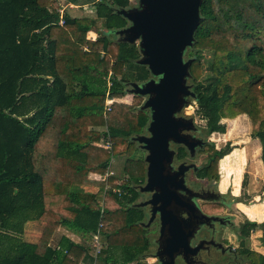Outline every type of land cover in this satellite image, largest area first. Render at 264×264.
<instances>
[{
	"label": "trees",
	"instance_id": "obj_1",
	"mask_svg": "<svg viewBox=\"0 0 264 264\" xmlns=\"http://www.w3.org/2000/svg\"><path fill=\"white\" fill-rule=\"evenodd\" d=\"M62 6H90L103 30L86 38L94 22ZM131 7L129 0H0V264H132L151 246L136 206L145 163L133 140L150 117L139 96L131 105L107 104L151 77L137 63L138 45L115 40L128 25L118 11ZM186 51L204 134H223L221 120L246 116L264 169V0H202ZM229 152L213 144L201 151L208 164L198 177L217 181L218 161ZM132 155L133 171L124 168L120 178L113 159ZM86 186L98 190L83 192ZM33 221L44 225L38 242L20 241ZM60 228L78 241L62 235L52 245ZM238 230L240 243L260 231L264 248V220ZM240 245L230 264H264L263 254Z\"/></svg>",
	"mask_w": 264,
	"mask_h": 264
},
{
	"label": "water",
	"instance_id": "obj_2",
	"mask_svg": "<svg viewBox=\"0 0 264 264\" xmlns=\"http://www.w3.org/2000/svg\"><path fill=\"white\" fill-rule=\"evenodd\" d=\"M135 1L136 7L118 11L128 25L116 35L121 42H138L140 58L137 63L147 67L151 76L157 78L141 85H129L130 94L146 97L141 109L148 110L150 117L146 129L149 136L140 135L133 140L147 152L144 160L146 181L139 192L150 193L152 198L136 206L152 208V216L146 225L142 224L145 227L154 220V213L158 214L159 242L165 236L161 255L166 257L164 262L158 257L159 264H175L177 257L180 264H189V257L198 249L190 248L192 233L182 227L181 219L174 214V209L187 207L175 193L188 192L180 176L189 167L179 165L175 172L171 171L174 153L169 150V142L184 145L191 151L194 145L182 135L191 121L178 115L195 97L187 84L191 60H184V53L192 47L202 0Z\"/></svg>",
	"mask_w": 264,
	"mask_h": 264
},
{
	"label": "rangeland",
	"instance_id": "obj_3",
	"mask_svg": "<svg viewBox=\"0 0 264 264\" xmlns=\"http://www.w3.org/2000/svg\"><path fill=\"white\" fill-rule=\"evenodd\" d=\"M129 2L132 6L131 8L136 7L137 1L129 0ZM61 10H64V12L69 16L87 18L94 22L91 32L89 31L86 35V38H89L90 40H94L96 38L97 30H103V21L95 18L94 10L90 6H67L66 8L62 6ZM117 39L118 38H115V40ZM135 44L138 45V42ZM185 54H187V51ZM187 59L188 57L185 55L184 60ZM202 68L203 72H205L206 65L203 61ZM150 79L155 81L157 80V78L153 76H151ZM187 84L192 88V84L189 83V81H187ZM129 89L130 87L126 88L125 96L118 98L114 97V102L131 105L134 100V96L130 94L128 91ZM140 98L142 101L141 103L143 104L146 97ZM106 109L108 111L109 107L106 106ZM132 111L136 114V110ZM145 111L148 113V110ZM183 112L191 114L197 124H200L204 128V123L200 122L201 119H199V116L197 115L196 107L193 102H189V104L184 107ZM221 124L224 125L223 134L212 133L209 136H205L208 138L210 143L213 144L215 150L223 149L226 145H229L230 148V152L218 161V180L210 181L212 182L213 189L217 190V192L221 194L224 201L221 205H209L206 206V208L209 213H216L217 211L219 213L221 212L220 214L229 221L230 225L222 228L217 227V230L219 229L221 244L226 248H230L232 253L223 255L216 250H212V257L210 256L211 258L208 257L209 259L207 260L206 258H203L202 261L205 262V264H230L233 260H236L234 254L241 248V243L243 247L256 252H262L264 254V248L260 243V231H250L249 236L246 239H243L241 243L238 238V228H240L244 223L247 221L261 223L264 220V169L260 161V146L257 140L250 138V123L246 116H238L232 120L223 119L221 120ZM100 145L101 147L105 146L104 144ZM135 146L137 147V143ZM136 155L137 156L134 158L135 161L139 159L140 154L137 153ZM204 158L205 155L201 153L196 159L190 160V162L198 167ZM130 162H133V155L115 158L113 159L112 171L117 173L120 178H127L123 169L126 168L129 172L133 171V163ZM243 181L246 182L245 188L242 187ZM81 188L83 192L91 193L97 192L98 190L96 186H86ZM138 195L139 197L137 202L144 198L142 193H139ZM107 205L114 207V202L108 199ZM145 217L146 215L144 212V219ZM43 226L44 225L39 222H28L24 225L23 233L18 238L23 242L36 243L41 236ZM57 232L58 230L52 235V245H56V241L61 235H66L72 240L78 241V238L72 235L68 230L61 229L59 233ZM146 232L147 237L151 241L153 236L157 233V225H152L146 230ZM4 246L5 245H3L2 248H4ZM153 249L154 247L151 243V246L148 247L139 260L132 264H154L155 260L152 256L154 252ZM110 263L112 264V262H109V264Z\"/></svg>",
	"mask_w": 264,
	"mask_h": 264
},
{
	"label": "flooded vegetation",
	"instance_id": "obj_4",
	"mask_svg": "<svg viewBox=\"0 0 264 264\" xmlns=\"http://www.w3.org/2000/svg\"><path fill=\"white\" fill-rule=\"evenodd\" d=\"M178 117H182L185 120L191 121V124L188 125V130L183 131L182 135L187 137L188 140H190V142H192L194 145L191 151L188 147L184 145H178L171 141L169 142V150L173 151L174 153L173 160L170 165L171 171L175 172L179 165H184L189 167V169L185 171L182 176H180L183 179L184 187L187 189L188 192H186L185 190H181L179 191V193L178 192L175 193L176 196L179 195V197H181L184 200V202L187 204V207L184 210L174 209V214L179 219H181L182 227L186 228L188 231H191L192 233L189 239L190 248L198 249L196 250L195 254H191V257H189L188 259V263L205 264V262H203L202 260L203 258H206V260L211 258L212 250H216L217 252L222 253L223 255L232 253L230 248H226L221 244L219 229L217 230V227L222 228L230 224L227 218H225L220 214L221 212L220 213L207 212L208 210L206 206L221 205L223 204L222 202L224 201L221 194L217 192V190L213 189L212 182H210V180L201 179L198 177L199 170L203 167H206V165L208 164L207 154L202 153L205 155V158L201 161L198 167H196L192 162H190V160L196 159L201 154V151H203L204 149H208L211 143L191 114L183 112L182 110L181 113L178 115ZM147 126L144 130L145 135L142 134L141 136H145V137L149 136V133L146 131ZM137 147L139 151L142 153V159L144 161L147 152L141 147V145L137 144ZM181 153L183 154L182 155L183 157L179 159L178 155ZM146 170H147V164L145 163L144 181L140 186L137 187L138 192H139V188L145 184ZM142 195L144 196V198L138 201L137 203L147 202L152 198V194L150 193H142ZM141 209L145 212L146 215L145 219L143 220V224L146 225L147 221L152 216V208L145 207ZM153 218L154 220L150 223L148 227L145 228L148 229L154 224L157 225V233L155 236H153L151 243L154 247L153 249L154 252L152 254L155 260L154 264H159L158 257L161 259V261L163 262L166 261V257L161 255L165 236L159 242L160 225L158 220V214L154 213ZM206 218H211V219L208 220ZM219 245H221V247H219ZM174 263L179 264L180 259L177 257Z\"/></svg>",
	"mask_w": 264,
	"mask_h": 264
},
{
	"label": "built area",
	"instance_id": "obj_5",
	"mask_svg": "<svg viewBox=\"0 0 264 264\" xmlns=\"http://www.w3.org/2000/svg\"><path fill=\"white\" fill-rule=\"evenodd\" d=\"M70 7H73V6H70ZM59 24H60V25H63V20H62V19L60 20ZM112 102H114V100H109V101L107 102V104L109 105V104L112 103ZM193 103H194V102H193ZM194 105H195V103H194ZM191 108H192V107H191ZM111 174H112V173L110 172V173L106 174L105 176L107 177L108 175H111ZM106 177H105V178H106ZM92 244H93V248H94V250H95V254H97V253L99 252L100 248H101L100 237H99L97 234L93 235V237H92Z\"/></svg>",
	"mask_w": 264,
	"mask_h": 264
},
{
	"label": "crops",
	"instance_id": "obj_6",
	"mask_svg": "<svg viewBox=\"0 0 264 264\" xmlns=\"http://www.w3.org/2000/svg\"><path fill=\"white\" fill-rule=\"evenodd\" d=\"M61 229L62 228H60V229H58V232L57 233H59L60 231H61ZM62 236V235H61ZM66 236V235H65ZM259 253H261V254H263L262 252H259ZM264 255V254H263Z\"/></svg>",
	"mask_w": 264,
	"mask_h": 264
}]
</instances>
